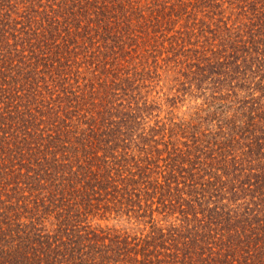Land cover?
<instances>
[{
  "label": "trees",
  "instance_id": "trees-1",
  "mask_svg": "<svg viewBox=\"0 0 264 264\" xmlns=\"http://www.w3.org/2000/svg\"><path fill=\"white\" fill-rule=\"evenodd\" d=\"M0 264H264V0H0Z\"/></svg>",
  "mask_w": 264,
  "mask_h": 264
},
{
  "label": "rangeland",
  "instance_id": "rangeland-1",
  "mask_svg": "<svg viewBox=\"0 0 264 264\" xmlns=\"http://www.w3.org/2000/svg\"><path fill=\"white\" fill-rule=\"evenodd\" d=\"M166 57V55H163V58ZM162 64V63H161ZM159 81H156L155 84L157 85L154 94H152L156 99L157 102L163 106V110L161 111V118H164L167 114V111H172L174 109V114L178 119L176 122H187V123H196L198 119L195 116V113L197 112V108L202 109L204 100L202 98H196L191 97L187 95L186 97L182 96V93L179 91L178 81H175V74H167L166 68L162 67V69L159 70ZM176 96H180V99L175 103V106L171 108L172 100L177 98ZM202 115V114H201ZM204 116V114H203ZM95 224L101 225V226H109V227H115V228H126L130 227V224L126 220H119L114 217V215L108 219H98L94 222Z\"/></svg>",
  "mask_w": 264,
  "mask_h": 264
}]
</instances>
